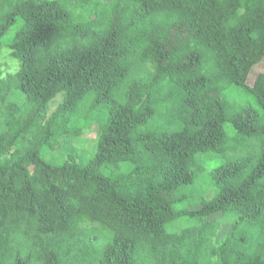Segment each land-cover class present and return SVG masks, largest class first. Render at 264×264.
<instances>
[{"label": "trees", "instance_id": "trees-1", "mask_svg": "<svg viewBox=\"0 0 264 264\" xmlns=\"http://www.w3.org/2000/svg\"><path fill=\"white\" fill-rule=\"evenodd\" d=\"M4 39L0 264H264V0H0Z\"/></svg>", "mask_w": 264, "mask_h": 264}, {"label": "rangeland", "instance_id": "rangeland-1", "mask_svg": "<svg viewBox=\"0 0 264 264\" xmlns=\"http://www.w3.org/2000/svg\"><path fill=\"white\" fill-rule=\"evenodd\" d=\"M19 70V62L10 56V46L7 39H4L2 44V50L0 54V79L7 78L8 75ZM260 70H264V63L253 70L249 77V82L252 83ZM18 95V93H15ZM57 99L52 103V110L57 106ZM99 121H96L93 125L86 127L83 131V135L77 139L76 145L79 149H90L95 142L96 133L98 131Z\"/></svg>", "mask_w": 264, "mask_h": 264}]
</instances>
